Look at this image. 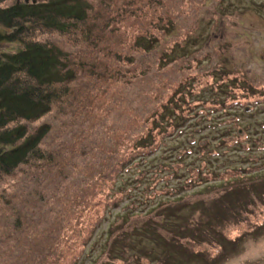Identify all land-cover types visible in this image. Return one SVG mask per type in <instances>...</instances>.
<instances>
[{"label":"rangeland","instance_id":"1","mask_svg":"<svg viewBox=\"0 0 264 264\" xmlns=\"http://www.w3.org/2000/svg\"><path fill=\"white\" fill-rule=\"evenodd\" d=\"M99 1L92 3L91 26L82 28L83 33L56 40L70 54L71 63L78 69V80L79 62L86 68L97 66L98 77L90 81L94 84L82 101L84 106L61 103L33 125L35 128L49 123L56 129L43 143V150L51 151V164L22 167L14 178L3 182L1 202L5 210L0 211V240L3 238L4 248H0V264H264V228L251 234L264 224V199L251 200L241 219L224 212V205L204 210L201 206L202 202L211 205L238 183L248 187L251 180L230 184L210 179L208 184H199L193 179V183H184L194 176L188 168L206 166L212 178L226 177L229 169L264 171V107L254 111L241 107L237 111L249 141H261V145L252 144L247 152L222 146L220 139L228 133V124H221L223 118L218 115L213 122L208 121L202 111L196 123L184 127L186 130L173 138L160 139L163 144L156 154L137 161L126 172L119 171L116 158L120 154L125 160L131 158L134 138L153 131L157 126L155 111L162 113L166 103H176L187 95L184 108L191 107L190 93L207 86H222L227 78L223 77L225 71L217 73L220 81L215 80L213 71L227 66L241 76L248 69L253 73V82L260 76L259 83L264 84V0H226L223 7L233 12L231 21L200 31V55L210 56L211 61L199 62L200 55L180 56L178 51L177 57L167 63L166 51L181 42V36L190 30L191 18L183 15L187 18L178 21L180 38L177 31L165 37L163 18H158L164 10L173 9L175 15L178 10L184 11L187 0ZM211 1L214 3L208 4V9H202L206 18L217 4V0ZM10 4L7 1L0 7ZM111 10L108 28L100 34L97 27L103 21L99 17ZM199 18L204 20L202 13ZM148 26L161 38L153 53L134 44ZM88 36L93 37L91 42ZM76 44H80L78 51L73 49ZM222 56L228 60L222 63ZM101 105L114 107L113 115H108L111 108L100 115L97 111ZM114 127L116 132L109 136L108 130ZM28 129L31 131L30 125ZM91 130L98 138L92 147L83 141ZM201 143H205L206 150ZM178 163L182 167L175 169ZM61 175L65 184L57 180ZM106 193L111 202H119L116 208L103 206ZM240 198L249 201L245 195ZM16 210L26 223L20 244L24 252L10 263L9 252L17 254L18 244L8 242L18 235H12V227H4L2 215L6 213V224L12 225L17 222ZM219 210L221 218L216 228L204 225L207 216ZM219 223L222 227H217ZM152 227L158 238L145 230ZM222 237L228 241L242 239L235 248L227 246L229 251L220 255ZM119 238H131V244L127 249L124 247L128 244L123 243L124 250L118 253Z\"/></svg>","mask_w":264,"mask_h":264},{"label":"trees","instance_id":"2","mask_svg":"<svg viewBox=\"0 0 264 264\" xmlns=\"http://www.w3.org/2000/svg\"><path fill=\"white\" fill-rule=\"evenodd\" d=\"M7 1L11 2V4L7 5V7H0L1 212L5 210V204L1 202V196L4 193L3 182L14 178L22 167L33 165L40 168L41 166L46 167L45 164H51V160L53 159L49 156L51 154L49 152L51 151L43 150V143L52 131H56V129L54 130L49 123L35 128H33V125L46 114L52 113L55 107L61 103H70L76 108L84 106L82 101L92 91L91 85L94 84L90 81H96V77H98L96 73L97 66L92 65L91 68H86V64L79 62L81 69L79 70L80 78L78 80V69L71 63L70 54L60 47L56 40L59 36L71 37L72 35L75 36L77 32L83 33L82 28H85L86 25L91 26L90 22L93 21L92 14L94 12L92 3L100 2L99 0H0V4L7 3ZM119 1H123L124 3V0ZM216 2L217 4L211 8L212 11L209 13V18L205 17L202 9H208L214 3L211 0H187V11H185L186 9L184 11L178 10L179 13L175 15V12H172L173 9H168L164 10L161 15L159 14L160 17L158 19L163 18L161 28H163L162 32L165 37L176 31L178 32L177 37H179L182 31L180 26H178V21L187 17L191 18L190 30L185 32L181 38L179 37L181 42L174 43L175 46L170 47L171 49L166 51V55H164L165 63L174 56L177 57L178 51H180V56L185 53L186 55H200L203 48L200 41V31H205L207 28L220 27L221 21H231V17H234V14L233 12L226 11L223 7L226 0H217ZM261 8L264 9V5ZM221 10L224 12H221ZM111 13L112 10L108 15L104 12L99 17L103 21V24L97 27L100 34L108 28L111 21ZM201 13L204 20L199 18ZM183 15H187V17H183ZM144 29L141 35L142 38L141 36L138 37L134 44L139 49L145 50L146 53H153L157 50L161 38L150 31L152 30L150 26ZM168 32L169 34H166ZM87 38L90 42L93 39L92 36H88ZM87 38L85 42H87ZM100 38L101 36L97 40ZM210 38L211 35L207 42L210 41ZM79 46L80 44H76L73 46V49H77L78 51ZM206 58L207 60L203 61ZM227 60V57L222 56V63ZM209 61H211L210 56H206L205 54L200 55L199 62ZM200 65L198 64L197 67H200ZM207 71L209 72L210 70L207 69ZM213 72L217 81L221 80L220 77H217V73L224 72L223 77H227L224 84L218 88L211 87V89L207 86L201 91L195 90V94L190 93L188 97L192 99L191 107L184 108L187 105L184 99L187 95H184L180 99L185 101L184 104L180 100L176 103H174L175 101H171L166 103L162 113H160V110L158 112L155 111L154 117H157V126L155 128L152 127L153 131L136 135L130 154L131 158L125 160L123 154L116 157L119 171L126 172L137 161L146 160L148 157L156 154L159 151V146L163 144L162 140L181 134L186 130L184 127H191L193 123H196L198 115L200 118L203 116L200 114L202 111L206 112L207 117H209L208 121L213 122L214 116L218 115L223 118L221 124H228V128L226 129L228 133L220 139L222 146L235 150L242 148L247 152L251 150L252 144H260L261 141L257 139L249 141L250 136L245 135L247 131L239 123V116L237 114V111L241 107L252 111L264 107V84L261 85L259 83L260 76L257 82H253V73H248V69L241 72V76H237L235 71L227 66H223L222 69ZM77 80L78 82L74 86H71ZM108 108L112 109L108 114L112 116L115 110L112 106L101 105L100 110L97 112L101 115L102 111H106ZM94 112L95 110L90 113ZM105 115H107V112ZM28 125H30L31 131L28 129ZM133 130H131V135ZM65 131L62 133L63 135ZM115 132L116 127L112 131L108 130L107 133L110 136L114 135ZM126 136L129 137V134ZM97 140L95 131L91 130L86 134L83 141L90 142V147H92L98 142ZM204 145L205 143H201V148L206 150ZM261 165L264 166V162ZM174 167L178 169L182 166L178 163ZM262 169H252L248 172L242 169H239V171L229 169L226 177L215 176L212 178L213 174H211V170L206 166L194 169L188 168L190 173H194V176L193 178L186 179L184 183L187 181L193 183L196 180L199 184H208L211 179V181L221 180L224 183L237 184V182H249L251 180L250 184L248 183V187H244L238 183L231 186L233 187L232 189H229L225 195L216 199L211 205H207L206 202H202L201 205L203 210L207 207L213 209L224 205V212L232 214L236 219H241V216L246 214V209L250 206L251 200L263 202L264 181L262 182V180H264V171ZM151 179L155 180L154 178ZM256 179L260 180L257 181ZM57 180H61L65 184V177L63 175ZM171 190L170 188L167 189V191ZM243 195L249 197V201L241 200L240 196ZM108 196L106 193L103 206L108 209L116 208L119 202H111ZM220 213L221 211L219 210L214 216H207L204 225L216 228L215 224L221 218ZM16 214L18 216L17 222L12 225L6 224V213L2 215L4 227H12V235H18L16 240L8 242V245L11 243L18 244V248L16 249L18 250L17 254L9 252L10 263L20 258L24 252L20 244L24 237L23 234L25 232L23 228H26V223L18 215L17 210ZM25 216L28 219L27 214ZM122 219L125 220V218ZM28 225H30L29 221ZM218 226H221V224H217ZM263 228L264 224L253 229L251 234ZM145 230L151 231L156 238L159 237L156 235L155 227ZM140 231L143 230L141 229ZM1 239L0 248H4V244L2 243L3 238ZM221 239L224 242L220 244V255L229 251L227 246L235 248L242 237L234 241L224 240L223 237ZM126 240L127 238H124V240L120 241L119 238L117 241L118 245H121L118 253L124 250V248H130L131 238L128 240L130 243ZM125 242L128 246L124 247L123 243ZM16 250L13 252H16ZM200 258H202L201 255ZM217 258L215 257L214 260L216 261Z\"/></svg>","mask_w":264,"mask_h":264},{"label":"bare ground","instance_id":"3","mask_svg":"<svg viewBox=\"0 0 264 264\" xmlns=\"http://www.w3.org/2000/svg\"><path fill=\"white\" fill-rule=\"evenodd\" d=\"M222 242H224V241H222ZM221 244V243H220Z\"/></svg>","mask_w":264,"mask_h":264},{"label":"water","instance_id":"4","mask_svg":"<svg viewBox=\"0 0 264 264\" xmlns=\"http://www.w3.org/2000/svg\"><path fill=\"white\" fill-rule=\"evenodd\" d=\"M27 1H29V0H27Z\"/></svg>","mask_w":264,"mask_h":264}]
</instances>
